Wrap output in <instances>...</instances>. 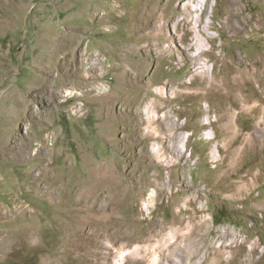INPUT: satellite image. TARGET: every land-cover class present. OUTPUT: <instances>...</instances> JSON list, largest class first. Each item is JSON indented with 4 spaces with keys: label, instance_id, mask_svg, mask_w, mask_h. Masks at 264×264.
<instances>
[{
    "label": "rangeland",
    "instance_id": "obj_1",
    "mask_svg": "<svg viewBox=\"0 0 264 264\" xmlns=\"http://www.w3.org/2000/svg\"><path fill=\"white\" fill-rule=\"evenodd\" d=\"M258 117L264 0H0V264H264Z\"/></svg>",
    "mask_w": 264,
    "mask_h": 264
},
{
    "label": "bare ground",
    "instance_id": "obj_2",
    "mask_svg": "<svg viewBox=\"0 0 264 264\" xmlns=\"http://www.w3.org/2000/svg\"><path fill=\"white\" fill-rule=\"evenodd\" d=\"M182 7V15H183V18H181V17H179V18H177L176 19V27H175V30L177 31L178 30V25H179V23H181V22H183L184 21V19L185 18H187V17H189L191 14H192V12H196L197 10L196 9H191L187 4H185V3H183V5H181ZM163 18L165 19V20H167V21H170L171 19H172V16L171 15H168V14H163ZM186 21H188V18L186 19ZM195 23H197V25L195 24L193 27H192V32H193V36H192V38H191V40H192V43H190V44H186V42H185V37H186V35L188 34V32H189V30H185L184 28V30H183V33H181L180 35H179V41H180V44L181 45H183V47H184V49L185 48H187V47H195L196 48V50L198 51L196 54H194L193 56L191 55V56H189L188 58H195V57H202L201 58V61L199 62V63H202L203 65H205L206 64V61H205V58H203V57H205L206 55V52H208V51H210L211 52V50H209V48H206V43H207V37L204 35V33L199 29V20L198 19H196L195 20ZM163 52H165V53H169L170 52V48H169V46H167L166 48H164L163 49ZM184 52V51H183ZM244 73V72H243ZM243 73H241V76L239 75V77L238 78H242L243 77ZM250 75V74H249ZM245 76V75H244ZM236 78V77H235ZM244 79V78H243ZM157 92L158 93H160L161 92V89L159 88V89H157ZM241 92L242 91H240V89H236V92H235V95H240L241 94ZM73 93H76V92H74V91H72V90H66L65 92H64V95H66V96H68V95H72ZM147 111V113H148V110H146ZM155 111H153V110H151V113L150 114H147V117L149 118H153L154 117V115L156 114V113H154ZM149 118V119H150ZM259 118V119H258ZM257 119L258 120H256V123H255V131H256V133L259 135V134H264V126H262L261 124H260V121L259 120H261L260 118L261 117H258ZM151 125V124H150ZM205 134H206V137L207 138H215V133H214V131L213 130H208V131H206L205 132ZM260 137V136H259ZM185 138V137H184ZM184 141V140H183ZM244 141L246 142V144H255V143H258L259 141H261L259 138H257V137H255L252 133H245V137H244ZM229 146V145H228ZM227 146V147H228ZM243 146V145H242ZM242 146H234V147H232V150L231 151H233V154H235V155H233V158H235V159H237V156L239 155V153L241 152V150L243 149L242 148ZM215 150H216V153H214V154H216V155H218V153H219V150H218V146H215ZM235 161V160H234ZM250 171V170H249ZM252 175V174H251ZM248 177V176H247ZM243 178V177H242ZM242 180V181H241ZM240 180V184H236V190H242V189H244V188H247L248 186H250V185H252V183H253V181L251 180V181H246L247 179H245V180H243V179H241ZM255 182V181H254ZM142 189V188H141ZM161 191V190H160ZM200 238V237H199ZM204 239H205V237H204ZM205 246V244H200V245H196V246H192V247H189L188 248V250H187V252H186V261H188V262H190V261H192V259L194 258V257H196L199 253H200V251L203 249V247ZM215 251H220L221 252V249L218 247V249H214ZM157 260H158V256H157V254H156V252L155 251H153V253H152V256H151V259H150V263L149 264H156V262H157Z\"/></svg>",
    "mask_w": 264,
    "mask_h": 264
}]
</instances>
